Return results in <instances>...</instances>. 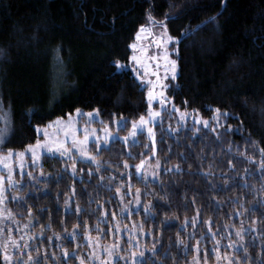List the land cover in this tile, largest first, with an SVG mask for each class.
Segmentation results:
<instances>
[{"label": "trees", "instance_id": "1", "mask_svg": "<svg viewBox=\"0 0 264 264\" xmlns=\"http://www.w3.org/2000/svg\"><path fill=\"white\" fill-rule=\"evenodd\" d=\"M150 18L179 38L168 95L207 125L178 126L165 110L153 140L141 131L92 143L93 160L30 164L7 204L30 225L31 264H89L87 234L118 244L115 264L142 245L135 264H215L217 253L264 264V0H0V153L77 109L102 124L124 117L123 133L148 115L146 87L114 61L130 60ZM153 154L163 168L145 178L137 165Z\"/></svg>", "mask_w": 264, "mask_h": 264}, {"label": "rangeland", "instance_id": "2", "mask_svg": "<svg viewBox=\"0 0 264 264\" xmlns=\"http://www.w3.org/2000/svg\"><path fill=\"white\" fill-rule=\"evenodd\" d=\"M139 31L140 38L138 39L136 36L132 43L136 47L133 48L131 45L130 60L128 62L120 61V63L125 66L123 68L132 69L147 89L149 113L143 116V121L141 118L134 121L131 128L123 133L121 128L125 126L124 117L114 120L113 124H102L99 123L102 119L98 111L77 109L67 117H58L46 125L37 126L39 134L37 140L41 142L39 146H37L36 140L29 144L33 148H29L28 145L23 149H9L11 152L8 150L0 153V243H2L3 252L7 251L10 257L8 261L4 259L5 264H31L32 260L30 261L29 257L22 253L28 250V245L30 246L31 240H33V235L29 233L30 225L22 224L15 216L11 215L7 204L8 192H14V188L20 186L21 181L18 179V175H23L30 164H41L44 154L59 153L64 156L77 154L81 159L93 160L94 155L90 152L92 143L96 144L97 148L108 145L116 138L129 143L137 140L141 131L146 132L152 138L154 125L165 110L172 116L177 115L178 126L189 124L198 129L207 125L209 119L203 118L196 111L177 109L167 93L168 81L176 80L179 73L177 60L179 38L170 34L166 22L154 21L151 18L148 24L144 25L143 30L140 28ZM132 57H136L140 63H137ZM171 61L176 62L174 78ZM213 120V126L220 124L221 120L218 115ZM54 144L59 145L58 151L53 149ZM138 165H140L137 168L139 175L152 179L157 178L159 171L163 168L154 154L142 160ZM35 234L34 236H36ZM37 234L39 233L37 232ZM87 240L91 247V254L89 253L87 256L88 259H91L89 264H115L118 256L112 257H114L118 244L110 242L108 244L111 245H107V243H103L102 236L90 237L88 234ZM141 249L140 256L134 259L133 264L140 257L144 258L148 251V248L143 245ZM217 254L215 264H234L230 256L224 257ZM101 255L103 259L100 258ZM198 264L203 263L199 261Z\"/></svg>", "mask_w": 264, "mask_h": 264}, {"label": "snow or ice", "instance_id": "3", "mask_svg": "<svg viewBox=\"0 0 264 264\" xmlns=\"http://www.w3.org/2000/svg\"><path fill=\"white\" fill-rule=\"evenodd\" d=\"M143 28H144V26L141 25V30H143ZM136 36H137L138 39L140 38V31H138V32L136 33ZM169 39H172V38H169ZM132 47L135 48L136 45L133 44ZM132 59L136 60L137 63H140V61H139L136 57H132ZM114 64H115V66H116L118 69H119V68H123V67H125L124 65H122V64L120 63L119 60L114 61ZM175 64H176L175 61H171L173 78L175 77ZM217 111H219V109H217ZM141 121H143V117H141ZM134 127H135V125H134ZM4 137H5V130H0V140L4 139ZM36 144H37V146H39V145L41 144V142H40L39 140H37ZM28 147H29V148H33L32 145H29ZM53 149L58 151V150H59V145H55V144H54V145H53ZM50 150H52V149H50ZM9 152H11V150H9ZM139 167H140V165H137V168H139ZM137 192H139V189H137ZM29 211H30V210H29ZM65 255H67V252H65ZM4 259H5L6 261L10 260V257H9V255H8L7 251H5V253H4ZM29 260H30V261L32 260V257H31V256H29ZM81 264H83V261H81Z\"/></svg>", "mask_w": 264, "mask_h": 264}]
</instances>
